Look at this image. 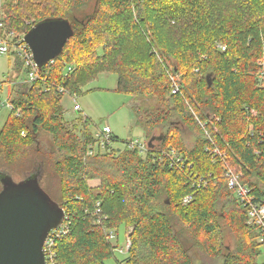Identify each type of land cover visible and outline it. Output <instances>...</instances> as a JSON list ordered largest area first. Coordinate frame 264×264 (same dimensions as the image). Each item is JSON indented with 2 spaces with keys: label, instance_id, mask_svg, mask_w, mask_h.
Listing matches in <instances>:
<instances>
[{
  "label": "trees",
  "instance_id": "obj_1",
  "mask_svg": "<svg viewBox=\"0 0 264 264\" xmlns=\"http://www.w3.org/2000/svg\"><path fill=\"white\" fill-rule=\"evenodd\" d=\"M2 1L8 31L27 34L32 25L61 18L75 30L62 54L40 69L43 79L7 80L21 116L11 112L0 131V171L23 179L41 170L42 187L70 216V232L56 243V264H106L114 257L96 224L97 202L107 228L133 227L131 264H264L258 232L247 225L225 176L226 169L241 172L264 202V0ZM10 57L14 71L26 74L17 54ZM70 65L75 71L64 78ZM103 73L115 75L116 92L133 101L135 126L160 138L146 157L117 138L122 146L88 156L95 143L90 121L81 118L80 134L79 125L68 126L59 88L80 95ZM45 86L52 89L44 92ZM200 122H207L223 160L205 150L210 141ZM182 127L194 136L192 146ZM42 134L50 137V155L40 147ZM171 151L182 155L185 169L171 166ZM49 163L62 184L61 200L46 189ZM190 174L213 179L196 190ZM94 179L101 183L89 186Z\"/></svg>",
  "mask_w": 264,
  "mask_h": 264
},
{
  "label": "water",
  "instance_id": "obj_2",
  "mask_svg": "<svg viewBox=\"0 0 264 264\" xmlns=\"http://www.w3.org/2000/svg\"><path fill=\"white\" fill-rule=\"evenodd\" d=\"M74 34L70 20L47 19L34 25L24 39L41 69L62 54ZM159 140L152 137L148 146L154 149ZM40 175L38 170L16 181L0 171V264H46L45 241L61 227L65 211L42 187Z\"/></svg>",
  "mask_w": 264,
  "mask_h": 264
},
{
  "label": "built area",
  "instance_id": "obj_3",
  "mask_svg": "<svg viewBox=\"0 0 264 264\" xmlns=\"http://www.w3.org/2000/svg\"><path fill=\"white\" fill-rule=\"evenodd\" d=\"M2 5V0H0ZM2 8V7H1ZM3 14L0 12V55H9L12 52H15L17 56L21 59L24 64V69L26 70V78H23L24 83L32 84L33 82L43 79L44 75L41 73L42 70L39 69L37 64L34 61L33 54L28 47V45L24 42L21 37L15 36L13 32L8 31L5 28ZM225 50V48H223ZM54 61L49 62L53 64ZM75 71L74 66H68L64 71V78L69 77ZM52 88L50 86L44 87V92H49ZM58 92L60 94H65L71 96L76 102V98L79 96L78 94H68L64 88H59ZM180 92V88L177 83H173L172 85V94H178ZM0 101V108H1ZM10 110V112L15 113L17 117L21 116V110L15 108V105L8 100L7 105H3ZM75 112H81L82 108L78 103L74 105ZM255 115L256 113L252 111ZM81 118H86V116H82ZM219 121V119H217ZM201 128L206 133L210 145L206 147V151L210 154L213 160L217 158H221L222 160L225 158V154L218 148L212 141L209 131L207 130V122H200ZM216 130V129H215ZM252 130V127H250ZM25 136V132L22 133ZM96 141L88 148L87 155L95 156L97 154H102V151H109L111 148H114L116 143H118L117 139L114 137L112 129L105 125L102 129H99L95 134ZM96 148L98 149V153L96 154ZM129 149L134 150L138 149L140 154L143 157H146L148 153H150V147L148 146V142H142L140 140H128L126 145ZM171 158V166H174L178 169H185V160L179 153L175 151L170 152ZM187 168L192 170L193 165L188 164ZM225 176L228 181V187L230 190L234 191L236 199L240 206H242L247 211V225L249 227L255 228L258 232V242L260 244V252L264 254V202L256 201V197L253 195L251 188L242 182L243 174L241 172L235 173L231 169L225 170ZM213 179V176L209 174L198 175V174H190L188 177L189 182L192 187L196 190H202L207 188ZM194 199V195H189L183 199V204L187 205L191 203ZM101 202H97L95 207V215L98 216L96 220V224L100 225L101 230L104 231L107 241L110 243L112 247L113 253H119L123 259L120 261V264H131L129 262L130 251L132 247L131 234L133 232V227H129L126 230L124 235L123 244L120 243L119 233L115 229H109L104 225V221L107 219V216H101ZM103 219V222H102ZM71 221L70 216L65 212V219L60 228L52 230L47 240L44 244V256L46 264H56V243L57 241L66 236L70 232Z\"/></svg>",
  "mask_w": 264,
  "mask_h": 264
},
{
  "label": "rangeland",
  "instance_id": "obj_4",
  "mask_svg": "<svg viewBox=\"0 0 264 264\" xmlns=\"http://www.w3.org/2000/svg\"><path fill=\"white\" fill-rule=\"evenodd\" d=\"M3 6L0 3V12L3 14V19L5 20V14ZM91 11V7H89ZM89 11V10H87ZM26 25H32V21H26ZM33 27V25L31 26ZM13 32V31H10ZM15 36L24 37V33L21 31V28L18 31L13 32ZM14 60L9 55H0V82L2 86L0 87V96H1V108H0V131L4 128L10 117V110L3 105H7L8 100L12 101L15 94L12 91V85L7 83V80L13 81L17 75L26 78V74L23 72H15L12 64ZM117 77L113 74L103 73L98 76V78L87 86L82 88V93L74 99L65 95L62 106L65 109V119L68 122V126L79 125L77 131L78 134L82 132V124L84 120L81 119L82 116L90 121L89 130L93 133L94 140L96 141L95 134L99 129H102L105 125H108L115 136L119 138V141L126 142L131 139L140 140L142 142H148L150 139L147 137L145 131L139 127L135 126L134 116L132 114V105L133 101L124 94L116 92L117 87ZM16 90V89H15ZM78 103L82 111L75 112L74 105ZM81 122V123H80ZM81 129V130H80ZM184 132V141L187 146H192L194 144V136L190 133H187L186 128L182 127ZM161 131H158L156 134H159ZM40 147L42 152L50 155L51 140L47 135H41L39 137ZM119 144L116 143V146ZM122 146L121 144L118 146ZM96 154L98 149L95 146ZM31 150V149H30ZM106 151H102V154H105ZM48 179L46 189L49 190V193L56 198L57 200L63 199V194L61 193L62 184L59 178L55 175L53 166L51 163L48 164ZM21 175L16 177V181L21 180ZM100 179L89 180L88 184L91 187L99 185ZM61 198V199H60ZM125 235V230L121 229L119 233L120 243L123 244ZM206 233L202 234V237H207ZM229 239H231L229 237ZM231 242V241H230ZM114 257L109 259L106 264H120V261L123 257L119 253H113ZM259 263H264V254L262 253L258 259ZM203 259H197L196 263L201 264ZM211 264H220V263H211Z\"/></svg>",
  "mask_w": 264,
  "mask_h": 264
},
{
  "label": "crops",
  "instance_id": "obj_5",
  "mask_svg": "<svg viewBox=\"0 0 264 264\" xmlns=\"http://www.w3.org/2000/svg\"><path fill=\"white\" fill-rule=\"evenodd\" d=\"M115 138H117L119 140V138L117 136L114 135ZM116 146V145H115Z\"/></svg>",
  "mask_w": 264,
  "mask_h": 264
},
{
  "label": "bare ground",
  "instance_id": "obj_6",
  "mask_svg": "<svg viewBox=\"0 0 264 264\" xmlns=\"http://www.w3.org/2000/svg\"><path fill=\"white\" fill-rule=\"evenodd\" d=\"M24 37H25V35H24ZM24 37L22 38L23 40H24V42H25V39H24Z\"/></svg>",
  "mask_w": 264,
  "mask_h": 264
}]
</instances>
